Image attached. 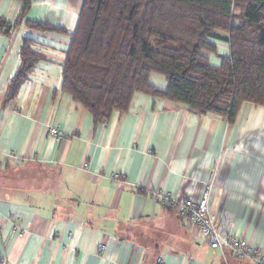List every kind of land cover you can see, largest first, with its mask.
<instances>
[{
  "label": "crops",
  "instance_id": "obj_1",
  "mask_svg": "<svg viewBox=\"0 0 264 264\" xmlns=\"http://www.w3.org/2000/svg\"><path fill=\"white\" fill-rule=\"evenodd\" d=\"M83 4L32 0L19 20L21 0H0L11 24L0 30V264H253L211 248L155 193L181 201L212 184L210 208L230 212L232 230L264 254V105L243 102L229 123L136 92L126 111L95 121L63 87ZM25 38L41 57L7 99ZM213 41L219 65L229 42ZM150 81L167 86L159 73ZM52 126L67 137L50 135Z\"/></svg>",
  "mask_w": 264,
  "mask_h": 264
},
{
  "label": "trees",
  "instance_id": "obj_2",
  "mask_svg": "<svg viewBox=\"0 0 264 264\" xmlns=\"http://www.w3.org/2000/svg\"><path fill=\"white\" fill-rule=\"evenodd\" d=\"M19 20L32 0H21ZM18 23V22H17ZM40 31L67 32L48 22ZM11 27L0 17V30ZM63 65V87L95 121L126 111L136 92L214 113L233 123L243 102L264 105V0H84ZM213 39L229 42L215 65ZM25 38L7 99L40 59ZM152 73L166 87L150 81Z\"/></svg>",
  "mask_w": 264,
  "mask_h": 264
},
{
  "label": "built area",
  "instance_id": "obj_3",
  "mask_svg": "<svg viewBox=\"0 0 264 264\" xmlns=\"http://www.w3.org/2000/svg\"><path fill=\"white\" fill-rule=\"evenodd\" d=\"M106 123L107 121L103 120V124ZM49 133L57 139L67 137V134L57 126H52ZM211 191L212 184H209L199 198L187 196L181 201L175 199L169 192H156L155 196L164 204H175L178 207V214L187 229L199 234L211 248L222 251L231 250L239 259H250L253 264H264L262 251L232 230V214L224 212L219 217L210 208ZM16 227L20 231V225Z\"/></svg>",
  "mask_w": 264,
  "mask_h": 264
}]
</instances>
